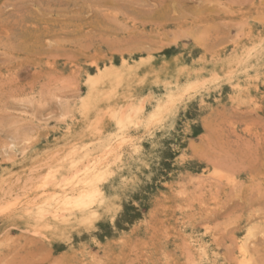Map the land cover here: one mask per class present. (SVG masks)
<instances>
[{"label":"rangeland","instance_id":"374dc122","mask_svg":"<svg viewBox=\"0 0 264 264\" xmlns=\"http://www.w3.org/2000/svg\"><path fill=\"white\" fill-rule=\"evenodd\" d=\"M0 264H264V0H0Z\"/></svg>","mask_w":264,"mask_h":264},{"label":"bare ground","instance_id":"6f19581e","mask_svg":"<svg viewBox=\"0 0 264 264\" xmlns=\"http://www.w3.org/2000/svg\"><path fill=\"white\" fill-rule=\"evenodd\" d=\"M261 51V49H260ZM259 51V53H260ZM255 56V55H254ZM261 58V57H260ZM250 59V58H249ZM124 62V60L122 61ZM248 63V62H247ZM255 63V61H254ZM257 64V62H256ZM258 66V65H257ZM255 66V67H257ZM117 66H109V68L103 72L100 73V77L98 80L100 79H108V78H115V77H119L120 72L118 71V67ZM254 67V66H253ZM252 68V66H251ZM250 69V68H249ZM253 69V68H252ZM256 70V68L254 69ZM258 71V70H257ZM97 80V81H98ZM91 79L87 82L90 83ZM93 81V79H92ZM86 84V83H85ZM93 84V83H92ZM91 85V84H90ZM89 85V86H90ZM92 87V85H91ZM87 108V107H85ZM88 110V109H86ZM61 183V182H60ZM59 184V182H58ZM57 184V185H58ZM66 188H64V190H62V193L60 195V197H56L57 201L61 202L63 207L64 206H68L67 209L69 211L74 212V214L76 216H82L83 214H87V218L90 217L88 216V214H91L92 216V212H93V198H95L96 196H98V194H100V190L99 188L96 186V183L93 180H78V179H71L69 180V182H67V184H65ZM100 196H102L100 194ZM55 197V196H54ZM53 198V195L52 197ZM103 199V198H100ZM96 200V199H95ZM94 200V202H95ZM97 200H99L97 198ZM51 201V200H50ZM56 201V202H57ZM103 203V202H102ZM55 204V203H54ZM44 205V204H43ZM59 204H57L58 206ZM104 205V203H103ZM61 206V204L59 205ZM57 209L60 210V208L55 207ZM104 210V209H103ZM37 211V210H36ZM68 211V212H69ZM41 212V211H40ZM39 214V213H38ZM71 214V213H70ZM95 214V213H93ZM97 214V213H96ZM101 214V213H100ZM74 216V215H73ZM85 216V217H86ZM61 217V216H59ZM84 218V217H83ZM97 218V216H96ZM69 219V218H68ZM90 219H88L89 221ZM191 244V243H190ZM198 246V245H197ZM243 247V246H242ZM241 247V248H242ZM241 252V251H240ZM244 253V252H243ZM245 254V253H244ZM242 254V255H244ZM245 256V255H244Z\"/></svg>","mask_w":264,"mask_h":264}]
</instances>
